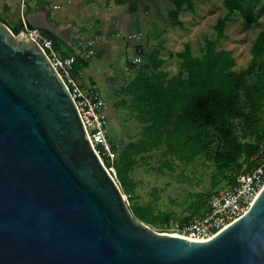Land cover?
Returning <instances> with one entry per match:
<instances>
[{
  "label": "water",
  "instance_id": "obj_1",
  "mask_svg": "<svg viewBox=\"0 0 264 264\" xmlns=\"http://www.w3.org/2000/svg\"><path fill=\"white\" fill-rule=\"evenodd\" d=\"M32 26L57 33L49 16ZM0 264H264V185L205 241L131 211L40 43L0 20Z\"/></svg>",
  "mask_w": 264,
  "mask_h": 264
},
{
  "label": "trees",
  "instance_id": "obj_2",
  "mask_svg": "<svg viewBox=\"0 0 264 264\" xmlns=\"http://www.w3.org/2000/svg\"><path fill=\"white\" fill-rule=\"evenodd\" d=\"M182 2L178 0L173 10L174 23H178ZM227 6V14L216 24L217 37L206 39L201 55H193L190 44H186L179 53L183 59L181 70L171 81L163 83L169 74L159 68L163 61L153 52L148 62L140 65L136 78L122 90L125 96H133L132 107L138 109L137 119L144 123L143 137L138 142L116 148L118 142L113 138L118 153L114 161L117 180L125 194L136 185L130 172L139 162L137 156L163 144L166 154L184 162L191 161L197 153L203 154L220 173L226 172L229 186L238 175L251 171L264 159V62L258 60L264 56V26L251 47L252 62L243 70L233 69L236 63L232 50L217 49L230 16H239L248 28L261 25L264 0H227ZM12 30L18 34L22 23ZM88 64V58L77 55L74 72ZM258 68L261 70L257 78L250 81ZM105 164L110 166L107 161ZM211 193H199L192 216L205 212ZM130 209L149 225L171 220L170 214L155 215L150 205L137 204Z\"/></svg>",
  "mask_w": 264,
  "mask_h": 264
},
{
  "label": "rangeland",
  "instance_id": "obj_3",
  "mask_svg": "<svg viewBox=\"0 0 264 264\" xmlns=\"http://www.w3.org/2000/svg\"><path fill=\"white\" fill-rule=\"evenodd\" d=\"M177 1L160 0L161 3L157 4V1L153 0L152 4L151 0H148L150 6L153 7L140 14L142 24H144L143 32L145 33L147 29L153 34H158L157 37L152 35L148 43L141 34L135 36L136 34H133L135 30L131 31L130 37L119 34L120 40L122 41L123 37L124 41L129 43L127 48H130L129 52L118 53L121 58H116L115 61L113 59L117 67L115 81L119 87L115 89L118 92H120V83H131L136 78L138 67L130 66L128 62L131 61L134 64V59L139 54L138 46H141L143 53L138 64L148 62L150 55L155 52L157 58L163 61L159 68L167 72L169 76H173L181 70L183 59L179 53L185 49L186 44H190L193 55H201L206 39L213 40L217 37L216 24L218 19L228 12L227 0H183L182 9L177 15L178 23H174L176 15L173 10L177 8ZM155 8H159L158 11ZM260 21L261 25L248 28L239 16L228 18L224 35L220 38L217 49L224 48L233 51L236 63L233 69L240 71L251 64L254 56L251 47L259 30L264 26V12ZM124 56H127L126 60L122 58ZM258 60L264 62V56ZM262 68L264 69V66ZM260 70L257 69L250 77V81L257 78ZM186 74L184 71L183 75ZM107 95L108 109L113 107L116 117L115 120L111 111L110 137L118 140L120 148L128 142H138L143 137L144 123L136 118L134 115L136 111H131L130 114L127 109L115 106L116 101L124 98V95L117 93L116 96L113 88L109 89ZM132 98V95L125 97V107L129 106ZM137 158L139 162L130 172L136 185L131 193H124L126 199L132 194L131 199L127 200L129 207L137 204L150 205L155 215L164 213L170 214L171 220L183 219L193 215L194 202L200 199L199 193L230 187L224 177L226 172L220 173L212 160L201 153H197L191 161L184 162L172 154H166V145L163 144L159 148L147 150ZM260 164H264V159ZM150 226L162 232L160 224Z\"/></svg>",
  "mask_w": 264,
  "mask_h": 264
},
{
  "label": "crops",
  "instance_id": "obj_4",
  "mask_svg": "<svg viewBox=\"0 0 264 264\" xmlns=\"http://www.w3.org/2000/svg\"><path fill=\"white\" fill-rule=\"evenodd\" d=\"M155 1L157 4L161 3L160 0ZM151 3L153 4V0ZM150 7L152 9L153 6H150L148 0H0V20L5 21L11 29H14L21 26L22 12L26 16L31 12L44 17L49 16L50 21L57 25L58 34L42 30L52 39L54 46L63 57L81 56L86 51L87 42L98 37L95 52L88 57L89 64L80 68L76 74L84 85H96L108 100L109 89L113 88L116 96L117 93L124 95L122 90L129 83H120V92L115 89L119 87V84L115 81L117 67L113 59L115 61L116 58H121L118 53L129 52L130 48H127L129 43L125 42L123 37L122 41L120 40L119 34L130 37L131 31L135 30L133 34L144 36L146 43L152 35L158 36L147 29L145 33L143 32L144 24H142L140 14L145 10L148 11ZM155 9L158 11L159 8ZM122 58L126 60L127 56ZM128 64L138 67H136L137 75L141 64L136 65L131 61ZM171 77L164 78L163 83L171 81ZM107 86L110 87L107 88ZM125 97L118 99L116 105L113 104L119 106L118 108L127 109L130 114L131 111H136L134 115L137 118L138 109L133 108L131 102L125 107L126 103L123 101ZM111 111L115 119L113 107L108 109L109 116Z\"/></svg>",
  "mask_w": 264,
  "mask_h": 264
},
{
  "label": "built area",
  "instance_id": "obj_5",
  "mask_svg": "<svg viewBox=\"0 0 264 264\" xmlns=\"http://www.w3.org/2000/svg\"><path fill=\"white\" fill-rule=\"evenodd\" d=\"M22 32L37 40L51 58L54 66L67 83L79 112L87 127L90 140L101 159L110 163L107 166L117 179L114 161L117 158V147L109 135L111 126L108 113V100L96 85H84L74 72L77 56H61L41 28L32 26L26 15L21 13ZM98 37L87 42L82 55L90 57L95 52ZM142 59V52L136 55L134 63ZM264 185V164L251 171L238 175L232 186L213 191L207 201L204 213L173 219L161 224L162 232L183 236L189 240L205 241L229 226L247 212Z\"/></svg>",
  "mask_w": 264,
  "mask_h": 264
}]
</instances>
